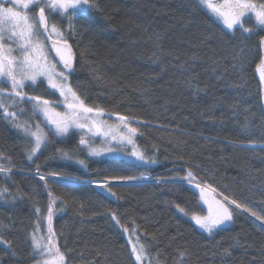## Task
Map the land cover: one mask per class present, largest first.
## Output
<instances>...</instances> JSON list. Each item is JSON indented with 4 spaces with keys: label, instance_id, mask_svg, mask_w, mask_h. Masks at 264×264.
I'll return each instance as SVG.
<instances>
[{
    "label": "trees",
    "instance_id": "1",
    "mask_svg": "<svg viewBox=\"0 0 264 264\" xmlns=\"http://www.w3.org/2000/svg\"><path fill=\"white\" fill-rule=\"evenodd\" d=\"M90 2L95 6L74 21L76 34L68 41L76 54L69 81L89 106L147 122V126L133 124L143 133L136 142L148 156L155 152L157 163L137 167L117 156L88 158L75 149L80 137L75 131L28 161L24 137L0 118V151L11 156L15 165L10 177L0 174V188L7 187L11 194L0 195V234L17 251L15 258L4 257L3 264H34L29 238L37 220L34 209L39 207L46 216L48 201L44 182L34 175L37 165L43 175L59 172L83 181L113 174L151 177L131 185L114 184L116 197L90 184L65 188L48 178L49 190L60 198L54 207L62 210L53 217V228L57 246L67 254V264H128L130 238L111 219L112 212L129 229L135 221L142 241L156 237L152 254L158 248L162 262L167 256V264H173L178 249L189 253L185 264H261L264 231L254 218L238 214L224 230L209 236L175 208L177 203L192 208L199 197L195 188L187 182L155 181L157 177H182L191 168L200 182L208 178L219 191L257 210L264 208V152L231 143L259 142L264 135V113L254 75L260 55L258 40L264 32L244 39L236 30L233 37L197 0ZM250 24L249 20L246 26ZM234 48H246L239 62L232 59ZM154 52L160 56L156 63ZM218 76L222 79L217 80ZM188 77H194L204 91L194 95L185 83ZM44 87L25 91L37 95ZM45 98L56 100L58 96ZM214 104L218 107L209 119L208 109ZM246 108L250 111L245 112ZM246 117L252 135L241 137L240 124ZM21 118L28 120L25 113ZM56 148L73 152L72 160L55 153ZM78 159H84L87 168L76 163ZM0 163L7 166L6 161ZM194 210L206 214L201 203ZM224 248H230L232 255L222 260L219 253Z\"/></svg>",
    "mask_w": 264,
    "mask_h": 264
},
{
    "label": "snow or ice",
    "instance_id": "2",
    "mask_svg": "<svg viewBox=\"0 0 264 264\" xmlns=\"http://www.w3.org/2000/svg\"><path fill=\"white\" fill-rule=\"evenodd\" d=\"M198 5L207 11L214 22L221 23L233 37L236 30L240 31L242 38L264 32V0H197ZM95 5L90 0H0V118L7 121L9 125L22 135L25 139V154L28 161L38 158L49 146L59 142L61 138L69 136L73 131H79L80 135L75 149L85 152L88 158L103 156H119L121 159L134 163L137 167H147L157 163L156 153L150 157L139 147L136 142L138 136L143 135L138 127L133 124H145L136 117H130L118 112L106 113L105 109L98 106H89L85 99L72 87L69 76L75 70L73 59L70 53L71 46L69 39L76 34L75 20L78 16H83ZM54 17L61 19V24L50 23ZM66 19V26L63 21ZM252 23L246 26V22ZM55 36L57 39L52 40ZM48 40H52V47L46 45ZM159 39V37H157ZM243 42V41H242ZM259 50V62L256 70L259 73L260 89V110L264 113V35H260L257 45ZM54 51L56 60L50 55ZM236 48L233 49L232 59L239 62L241 53ZM83 55V53H82ZM167 55H171L168 53ZM160 56L156 52L152 54L153 63H156ZM62 66V67H59ZM183 69V64L180 65ZM95 71V70H94ZM222 77H217L221 80ZM194 95H198L204 89L198 86L194 77H188L185 81ZM45 85L42 93L30 95L26 88L33 91L40 85ZM195 85V86H194ZM58 93L56 100L46 99L45 96H54ZM28 104L29 108L22 105ZM64 111H57L59 107ZM218 105L214 104L208 109L209 119L213 118ZM15 109V110H13ZM30 109V111H29ZM250 111L246 108L245 112ZM25 112H29V119L21 121L19 117ZM114 116L115 123L109 124L104 117ZM40 117L33 125L30 121ZM264 120V116H262ZM251 122L245 118L240 124L241 137L250 136ZM101 140V144H95L96 139ZM234 146L246 148L249 151L259 150L264 152V135L260 141L249 139L246 143L233 141ZM30 145V147H28ZM129 149H131L129 151ZM55 153H59L62 158L72 160L74 153L56 148ZM54 153V154H55ZM53 154V155H54ZM182 159V157H181ZM0 174L10 177L15 165L12 157L6 156L0 151ZM80 166L87 168L84 159L75 161ZM196 167H199L198 165ZM35 176L39 181H43V190L47 191V215L42 216L41 209H34L37 220L34 222L33 230L29 233L31 242V256L35 257L34 264H67L66 253L57 246V233L53 228V217L58 210L54 207L60 199L49 190L48 178L52 177L65 188H73L78 184H90L95 188L103 190L102 194L116 197L113 185H131L150 179L144 173L140 175H105L101 180L83 181L77 175H68L59 172H50L47 175L40 173V165L36 166ZM157 184H183L194 187L199 192L196 203L189 207H183L179 203L175 208L185 217H189L203 232L213 235L217 230H224L223 226L234 222L238 214H247L248 218H254L259 222L258 227L264 231V208L257 210L250 203L241 202L231 195L219 191L208 183V178L200 182L194 171L189 168L185 175L180 177L161 178L157 177ZM9 194L7 187L0 188V195ZM219 197V198H217ZM16 199L15 196L12 197ZM23 199L24 197H20ZM31 199L32 197L29 196ZM207 205L206 214H199L194 209L200 203ZM84 205L81 204L80 208ZM111 219L123 229L129 236L131 250L129 252L128 264H167V256L161 261V251L157 248L155 255L152 249L157 247L156 237L142 241L137 235L139 226L132 221L129 229L120 224V219L115 212H112ZM46 220L47 231L42 232L41 222ZM135 236V242L131 237ZM219 243V242H218ZM0 244L4 245V250L0 251V264L3 258L17 257V251L13 248L10 240H6L0 234ZM260 252L264 256V245ZM97 255H100L97 250ZM189 253L186 249L177 250V255L173 257V264H185ZM221 259L231 257L230 248H224L219 253ZM261 264H264L262 259Z\"/></svg>",
    "mask_w": 264,
    "mask_h": 264
},
{
    "label": "rangeland",
    "instance_id": "3",
    "mask_svg": "<svg viewBox=\"0 0 264 264\" xmlns=\"http://www.w3.org/2000/svg\"><path fill=\"white\" fill-rule=\"evenodd\" d=\"M61 19L59 18V17H54L51 21H50V23H57V24H59V21H60ZM251 21V20H250ZM64 22V24H65V26H66V23H67V21H66V19L63 21ZM248 22V21H247ZM246 22V23H247ZM251 23H252V21H251ZM53 39H57L55 36H53L52 37ZM44 39L46 40V45H47V47L49 48V49H51L50 48V46H49V43H48V39H47V37H44ZM246 51V48H244V50H243V52H245ZM50 55L52 56V57H54L56 60H57V58L55 57V55L53 54V52L51 51L50 52ZM76 61V60H75ZM59 67H62V66H59L58 65V68ZM73 87V86H72ZM74 88V87H73ZM74 90H75V88H74ZM78 93V92H77ZM57 96H58V93L56 94ZM23 107H25V108H29V105L28 104H24V105H22ZM13 110H15V109H13ZM29 111H30V109H29ZM57 111H64V108L61 106L59 109H57ZM25 114H26V116L28 117V119H29V112H25ZM19 119L21 120V121H23V119L21 118V116L19 117ZM40 119V117H36L35 119H33V120H31L30 122L34 125L35 124V122H36V120H39ZM104 119L105 120H107L108 121V123L109 124H113V123H115V117L114 116H108V115H106L105 117H104ZM73 131H75V132H77L79 135H82V133L81 132H79V131H76V130H73ZM97 140V142L95 141V144L97 145V146H99L100 144H101V140L99 139V138H97L96 139ZM129 150H131V149H129ZM104 157V156H103ZM117 157H119V156H117ZM97 158H99V157H97ZM196 190V189H195ZM197 192H198V190H196ZM198 195H199V192H198ZM217 198H219V197H217ZM201 204L205 207V209H206V211H207V205H204L202 202H201ZM194 223V222H193ZM195 224V223H194ZM46 227H47V222H46V220H44V221H42L41 222V229H42V232H45L46 233ZM198 227V226H197ZM34 262H35V260H34Z\"/></svg>",
    "mask_w": 264,
    "mask_h": 264
},
{
    "label": "water",
    "instance_id": "4",
    "mask_svg": "<svg viewBox=\"0 0 264 264\" xmlns=\"http://www.w3.org/2000/svg\"><path fill=\"white\" fill-rule=\"evenodd\" d=\"M52 40H56V39H53L52 38ZM52 40H48V43H49V46H50V48L52 47ZM259 42V41H258ZM70 44V43H69ZM70 46H71V44H70ZM54 54H55V52L54 51H52ZM70 53H71V56H72V59H73V64L75 63V60H76V54H75V52H74V49H73V47L71 46V50H70ZM58 58V57H57ZM258 62H259V60H258ZM257 62V63H258ZM257 65V64H256ZM254 75H255V78H256V80H257V83H258V87H259V96H260V89H261V83H260V77H259V73L257 72V70H256V66H255V68H254Z\"/></svg>",
    "mask_w": 264,
    "mask_h": 264
}]
</instances>
